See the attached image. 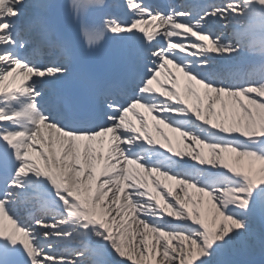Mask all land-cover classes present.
<instances>
[{
    "label": "snow or ice",
    "instance_id": "snow-or-ice-1",
    "mask_svg": "<svg viewBox=\"0 0 264 264\" xmlns=\"http://www.w3.org/2000/svg\"><path fill=\"white\" fill-rule=\"evenodd\" d=\"M105 46L111 57L78 72ZM257 252L264 0H0V264Z\"/></svg>",
    "mask_w": 264,
    "mask_h": 264
},
{
    "label": "bare ground",
    "instance_id": "bare-ground-1",
    "mask_svg": "<svg viewBox=\"0 0 264 264\" xmlns=\"http://www.w3.org/2000/svg\"><path fill=\"white\" fill-rule=\"evenodd\" d=\"M215 31H218L215 30ZM226 32H230L231 29H226L225 30ZM174 124L178 125V126H181V127H187L189 128V130H194V131H198V129H196L192 124H191V121L187 118V117H178L176 118L174 121H173ZM172 135V137H175V134L173 133H170ZM153 135L154 132H153ZM104 143L102 145H97L98 148H100L101 150L105 149L107 147V136L102 138ZM144 151L146 152H149L151 155H157V153H154L152 152L151 150L145 148ZM157 163H160V164H166L167 163V159L164 158V157H159V159L157 160ZM202 180H204L205 182L208 181L210 179V174L209 173H203L202 176H201ZM166 183H169V184H172L173 182L171 181H165ZM243 256V255H242ZM247 256V259H248V264L249 262L252 261L253 264H264V260H262V258L264 256L260 255L258 252L256 254H252V255H246ZM241 257V256H240ZM240 257H238V259H240ZM247 264V263H246Z\"/></svg>",
    "mask_w": 264,
    "mask_h": 264
},
{
    "label": "rangeland",
    "instance_id": "rangeland-1",
    "mask_svg": "<svg viewBox=\"0 0 264 264\" xmlns=\"http://www.w3.org/2000/svg\"><path fill=\"white\" fill-rule=\"evenodd\" d=\"M240 259L244 261V264H246V263L248 264V259H247L246 255L241 256ZM262 260H264V257L262 258ZM252 261H254V260H252ZM252 261L249 262V264H253Z\"/></svg>",
    "mask_w": 264,
    "mask_h": 264
}]
</instances>
